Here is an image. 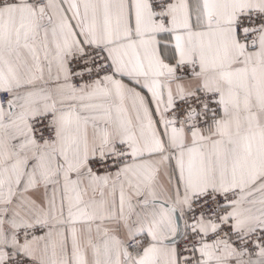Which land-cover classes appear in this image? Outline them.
I'll return each mask as SVG.
<instances>
[{
    "label": "snow or ice",
    "instance_id": "snow-or-ice-1",
    "mask_svg": "<svg viewBox=\"0 0 264 264\" xmlns=\"http://www.w3.org/2000/svg\"><path fill=\"white\" fill-rule=\"evenodd\" d=\"M0 264H264V0H0Z\"/></svg>",
    "mask_w": 264,
    "mask_h": 264
}]
</instances>
